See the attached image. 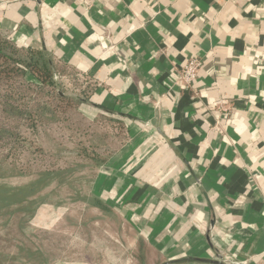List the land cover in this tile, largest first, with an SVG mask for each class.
<instances>
[{"label": "crops", "instance_id": "0c3cea01", "mask_svg": "<svg viewBox=\"0 0 264 264\" xmlns=\"http://www.w3.org/2000/svg\"><path fill=\"white\" fill-rule=\"evenodd\" d=\"M0 34L126 122L94 189L157 264H264V0H0Z\"/></svg>", "mask_w": 264, "mask_h": 264}, {"label": "rangeland", "instance_id": "374dc122", "mask_svg": "<svg viewBox=\"0 0 264 264\" xmlns=\"http://www.w3.org/2000/svg\"><path fill=\"white\" fill-rule=\"evenodd\" d=\"M19 50L14 57L24 54ZM59 72L52 80L53 91L69 101L90 96L86 79ZM24 78L14 75L11 80L27 93L22 101L18 98L23 92L13 91L15 110L24 113L26 103V109L46 113L34 131L16 116L9 121L3 116L7 132L0 140V264H157L131 224L109 208L92 205L99 199L96 178L124 144L118 137L126 122L93 116L87 102L58 106L53 96L45 95L46 89L34 87L31 75ZM41 207L64 211L41 223L36 216Z\"/></svg>", "mask_w": 264, "mask_h": 264}, {"label": "trees", "instance_id": "16d2710c", "mask_svg": "<svg viewBox=\"0 0 264 264\" xmlns=\"http://www.w3.org/2000/svg\"><path fill=\"white\" fill-rule=\"evenodd\" d=\"M23 55L21 57L16 58L15 55L22 52L18 48H16L7 37L0 34V83L4 82V86L0 88V114L2 118H0V140L4 137V134H6L7 131H5L4 127L6 125L3 123L4 120L3 116H6L7 121L14 120L12 116H16L19 118V121L21 122V125L25 123H29L27 125V128L32 129L34 131V128L37 126V122H39V119H43V115L46 113L45 109H26L27 104L24 103L23 107L25 108L24 113L18 111V109L15 110L14 107V95L13 91H22V88H16L14 83H12V79L14 75H21L24 79L26 78V73L31 75L36 83L34 84V87L36 89H39L40 91H44L43 89H46L44 91L45 95L53 96L54 99L57 100L58 106L62 105L63 108L69 107L70 104H77L89 102V98L86 100L77 101L76 99L73 101H69L67 97L64 95H59L57 92L53 91V78L56 76V74H59L61 70H58L57 66L51 61L50 57L42 50H31V49H23ZM20 68V69H18ZM62 72V71H61ZM27 82H29L27 80ZM18 89V90H16ZM48 89V90H47ZM24 94V91H22ZM22 95L19 94V98H22V101L25 99L24 97L27 96V93ZM103 111H108V109L101 107ZM29 112V113H27ZM41 119V122H42ZM39 122V124L41 123ZM24 126V125H23ZM95 148V147H94ZM85 151L88 153L89 157L91 154L88 152V148H85ZM87 155V156H88ZM95 160H97L95 157H91ZM48 173V172H46ZM49 174V173H48ZM44 174V176L48 175ZM2 202V201H0ZM93 206L98 207L101 210H107L108 207L104 206L102 204V201L98 198L93 199Z\"/></svg>", "mask_w": 264, "mask_h": 264}, {"label": "built area", "instance_id": "2783aa9c", "mask_svg": "<svg viewBox=\"0 0 264 264\" xmlns=\"http://www.w3.org/2000/svg\"><path fill=\"white\" fill-rule=\"evenodd\" d=\"M202 65V60L193 56L186 62L185 66L178 72V79L184 89H191L198 79V71Z\"/></svg>", "mask_w": 264, "mask_h": 264}, {"label": "water", "instance_id": "95a60500", "mask_svg": "<svg viewBox=\"0 0 264 264\" xmlns=\"http://www.w3.org/2000/svg\"><path fill=\"white\" fill-rule=\"evenodd\" d=\"M168 264V263H167Z\"/></svg>", "mask_w": 264, "mask_h": 264}]
</instances>
